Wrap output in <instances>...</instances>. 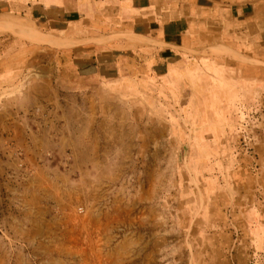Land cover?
I'll return each mask as SVG.
<instances>
[{
  "label": "rangeland",
  "instance_id": "1",
  "mask_svg": "<svg viewBox=\"0 0 264 264\" xmlns=\"http://www.w3.org/2000/svg\"><path fill=\"white\" fill-rule=\"evenodd\" d=\"M207 52L182 91L74 92L47 48L0 84V264H264V58Z\"/></svg>",
  "mask_w": 264,
  "mask_h": 264
},
{
  "label": "crops",
  "instance_id": "2",
  "mask_svg": "<svg viewBox=\"0 0 264 264\" xmlns=\"http://www.w3.org/2000/svg\"><path fill=\"white\" fill-rule=\"evenodd\" d=\"M44 48L74 92L122 97L157 82L182 91L193 53L264 58V0H0V84L37 65Z\"/></svg>",
  "mask_w": 264,
  "mask_h": 264
}]
</instances>
